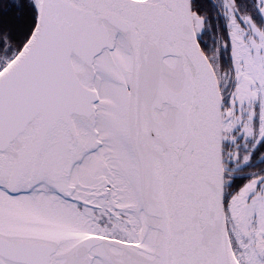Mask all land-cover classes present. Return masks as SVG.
<instances>
[{
    "label": "snow or ice",
    "instance_id": "6c2138e0",
    "mask_svg": "<svg viewBox=\"0 0 264 264\" xmlns=\"http://www.w3.org/2000/svg\"><path fill=\"white\" fill-rule=\"evenodd\" d=\"M0 264H264V0H0Z\"/></svg>",
    "mask_w": 264,
    "mask_h": 264
}]
</instances>
